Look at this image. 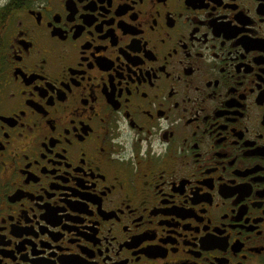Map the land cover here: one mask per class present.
Listing matches in <instances>:
<instances>
[{"label": "flooded vegetation", "instance_id": "1", "mask_svg": "<svg viewBox=\"0 0 264 264\" xmlns=\"http://www.w3.org/2000/svg\"><path fill=\"white\" fill-rule=\"evenodd\" d=\"M0 264H264V0H0Z\"/></svg>", "mask_w": 264, "mask_h": 264}]
</instances>
